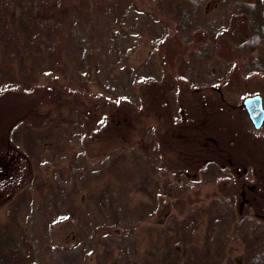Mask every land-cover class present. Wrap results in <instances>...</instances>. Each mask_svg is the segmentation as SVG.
I'll list each match as a JSON object with an SVG mask.
<instances>
[{"label":"rangeland","instance_id":"rangeland-1","mask_svg":"<svg viewBox=\"0 0 264 264\" xmlns=\"http://www.w3.org/2000/svg\"><path fill=\"white\" fill-rule=\"evenodd\" d=\"M62 1L22 52L11 0H0V151L6 138L16 150L0 172V222L14 214L27 226L30 264H159L185 230L177 220L198 212L186 238L201 264H242L241 236L205 210L233 194L237 210L264 216V123L254 128L242 104L260 94L264 107V75L242 72L246 57L230 51L249 34L244 19L218 40L229 74L192 89L176 72L192 44L162 0ZM22 68L31 73L15 83ZM222 148L236 161H225L230 176L200 182L201 162H221Z\"/></svg>","mask_w":264,"mask_h":264},{"label":"trees","instance_id":"trees-1","mask_svg":"<svg viewBox=\"0 0 264 264\" xmlns=\"http://www.w3.org/2000/svg\"><path fill=\"white\" fill-rule=\"evenodd\" d=\"M165 15L174 24L172 26L175 34L183 43H191L187 59L177 61V75L194 89L201 86L214 87L221 84L229 74L232 62L217 49L219 37L228 30L233 21L242 18L249 29V34L239 42L230 47L232 55L238 54L246 57L241 65V71L245 74L260 73L264 75V0H162ZM53 5L50 12L41 9L40 0H11V16L14 23L10 35L14 42L23 52L29 51L31 46L39 38V29L42 18L50 13L56 17L62 14V0H52ZM216 5L219 11L211 12L208 6ZM3 5V4H2ZM0 5V6H2ZM221 5V6H220ZM46 9V8H45ZM4 70V67L1 68ZM4 72V71H3ZM31 72L25 68L19 70L21 78L28 76ZM199 87V88H198ZM171 94L168 95L169 108H175ZM177 109V107H176ZM178 120L180 115L175 114ZM118 122V121H117ZM15 123V124H14ZM14 119L8 124V129L17 124ZM189 129H200L199 124L186 123ZM115 124H117L115 122ZM196 125V126H195ZM192 135V137H194ZM9 144L7 138L0 151V172L2 176L8 172L11 159L16 154ZM225 149L217 150L219 162L215 157L201 162L197 172L200 182L214 180L218 177L230 176L225 166L236 163L229 152ZM215 153V152H214ZM223 158V159H222ZM172 189V187H171ZM235 195L215 197L209 204L208 216H221L224 225L235 234L241 236L245 246V256L242 264H264V216L255 208V211L237 210L235 208ZM202 213V212H201ZM198 212L186 214L177 220L176 224H183V232L170 235L166 239L159 258V264H201L199 249L190 241L191 229L200 219ZM188 228V229H187ZM34 252L32 241L29 237L27 226L22 224L18 218L11 214L6 220L0 222V264H30Z\"/></svg>","mask_w":264,"mask_h":264},{"label":"water","instance_id":"water-1","mask_svg":"<svg viewBox=\"0 0 264 264\" xmlns=\"http://www.w3.org/2000/svg\"><path fill=\"white\" fill-rule=\"evenodd\" d=\"M247 115L255 128H260L264 122V107L260 94L245 96L242 100Z\"/></svg>","mask_w":264,"mask_h":264}]
</instances>
